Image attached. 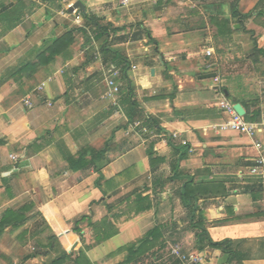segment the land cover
<instances>
[{"label": "crops", "instance_id": "0c3cea01", "mask_svg": "<svg viewBox=\"0 0 264 264\" xmlns=\"http://www.w3.org/2000/svg\"><path fill=\"white\" fill-rule=\"evenodd\" d=\"M15 2L0 0V10ZM59 3L63 10L79 4L76 15L94 16L118 30H109L108 54L92 40L96 50L85 68L88 47L78 33L66 53L0 87V264H46L71 248V231L83 216L89 220L80 225L82 264H181L170 255L175 240L188 241L186 251L202 256L203 264H264L263 196L246 175L257 152L249 137L220 129L227 116L218 107L224 100L240 104L250 122L264 120V0ZM25 4L18 27L2 34L0 26V63L34 61V48L74 28L93 38L95 28L83 15L69 23L72 13L61 15L56 0ZM120 57L127 59L134 101L164 132L142 121L137 122L153 135L133 131L123 112L102 98L111 73L120 76ZM209 74L216 77L202 78ZM117 82L125 84L119 77ZM29 95L32 109L24 104ZM169 138L187 146L178 169ZM257 138L264 142V131ZM105 148L103 178L93 166L70 169L68 158ZM183 176L192 177L191 189L202 198L210 237L230 239L239 258L208 246L199 250L183 210ZM156 228L159 242L132 257V247ZM54 235L58 243L50 250ZM34 241L42 257L31 252Z\"/></svg>", "mask_w": 264, "mask_h": 264}, {"label": "trees", "instance_id": "16d2710c", "mask_svg": "<svg viewBox=\"0 0 264 264\" xmlns=\"http://www.w3.org/2000/svg\"><path fill=\"white\" fill-rule=\"evenodd\" d=\"M44 1H51V0H44ZM57 8L63 10L62 5L59 3V0H56ZM27 9L25 4V0H16L13 5L5 6L0 10V26H2V34H5L16 27H18L21 22L22 18L24 17V12ZM232 9L234 10L235 16H237L238 10L236 8V2L232 3ZM70 14L72 12H69ZM86 20V24L88 26H92L95 28L93 38L89 34L86 29H71L66 32L63 36L59 38H50L45 40L40 47L34 48L32 51V56L34 57V61H28L26 63L19 64L17 67L13 69H8L1 75L0 77V87L5 85L10 80L14 79L24 71H31L35 67L39 65H47L56 57L63 55L66 53L69 48L74 44L76 40V36L78 33L83 34L84 36V46L88 47L86 50V61L80 68L87 67L93 60L94 52L96 48L93 46V41L100 45L101 52L104 54H108L111 51L107 48V40L109 38V30L117 31L118 28L114 27L111 23H106L102 19H98L96 17L88 16L81 13ZM103 21V23H102ZM250 33V32H249ZM252 34V33H250ZM253 35V34H252ZM257 48V47H256ZM264 54V52H262ZM122 64V70L119 76V80L124 82L125 84L121 86V102L119 103L118 107H115L116 110H120L128 119L129 124H133L137 121H142L143 125L147 126L150 129L156 130L158 133L164 132L161 128L160 121L145 112L137 103L134 101L133 89L131 86L130 79L126 75V71L128 68V63L123 59V57L119 58ZM179 116L183 114L178 113ZM245 119L247 121H251L250 113L247 112L245 115ZM261 119H258V121ZM169 146L173 149L174 153L177 157L176 159V169L179 168L180 162H182L187 156V146L178 147L176 146L172 139H168ZM153 147V144H152ZM183 150V151H182ZM186 150V151H185ZM148 155L152 156V151H148ZM87 156L91 158L88 160L86 159ZM69 167L73 171L80 170L87 166H93L94 170H96L100 174V179L103 178L102 170L108 165L109 161L107 159V148L102 150H89L82 154L79 158H68ZM183 181V189L181 191V198L183 202L184 208L187 210L189 218H190V228L195 232L196 244L199 247V250H203L205 247H210L213 249L222 250L225 254H230V259L239 258L240 253L234 250H231L232 241L230 239H226L223 241H214L207 229L205 228V218L203 214V208L199 205V201L201 198L197 196L192 191V177L183 176L180 177ZM99 184V180H98ZM97 184V185H98ZM253 186H257L253 183ZM89 220V217L83 216L79 220H76L74 223V227L71 233L75 236L73 240L72 246L69 250L61 251L57 256L46 262V264H66L70 262L71 264H82L81 263V245L83 243V235L82 229L80 225ZM21 224L20 221H17L14 227H19ZM7 223L4 221L2 222L1 226L5 227ZM44 226H47L46 221L43 223ZM161 237V231L159 228H156L150 231L146 238L140 241L139 247H132V257L133 256H140L142 251L154 247ZM105 237L103 240H105ZM51 247L50 250H53L55 245L58 243V237L52 236L50 238ZM42 253H35L34 257H42ZM45 254V253H44ZM47 256V253L44 255ZM30 258V257H28Z\"/></svg>", "mask_w": 264, "mask_h": 264}, {"label": "built area", "instance_id": "2783aa9c", "mask_svg": "<svg viewBox=\"0 0 264 264\" xmlns=\"http://www.w3.org/2000/svg\"><path fill=\"white\" fill-rule=\"evenodd\" d=\"M70 8V7H69ZM69 8L61 11V15L66 16L69 14ZM72 14H77L74 10ZM82 19L81 14L76 15L75 21L79 22ZM207 57H213L212 51H207ZM212 64L207 66V69H211ZM135 68V67H134ZM119 77L118 73H111V76L107 78V89L103 93L102 98L109 101L114 107L119 106V96L121 94V85L117 82ZM218 81V78H216ZM43 85L38 87V90H43ZM24 104L27 108L32 109L34 107L32 96L29 95L24 99ZM51 106V104H49ZM218 107L227 116V120L220 125L222 131H232L238 134L249 137L253 141V146L257 152V158L253 165L249 167L247 177H249L260 189L263 201H264V142L259 140L257 137L264 131V120L260 122H249L245 119V116L238 114L235 110L234 105L228 101L219 102ZM118 112H121L118 110ZM132 130H141L144 133L153 135L154 132H150L147 128H143L141 123L135 122L131 124ZM11 160L17 162V156L12 155ZM170 255L178 259L181 264H203L204 259L197 253L186 251L183 244H176L171 248Z\"/></svg>", "mask_w": 264, "mask_h": 264}, {"label": "rangeland", "instance_id": "374dc122", "mask_svg": "<svg viewBox=\"0 0 264 264\" xmlns=\"http://www.w3.org/2000/svg\"><path fill=\"white\" fill-rule=\"evenodd\" d=\"M69 18H70V22H69V20H68V22L69 23H72L71 22V20H75V14H72L71 16H68ZM59 18L60 19H62L63 20V18L61 17V16H59ZM82 20V19H81ZM80 20V21H81ZM73 24V23H72ZM74 26H76L75 24H74ZM19 65V64H18ZM17 65V63H15V64H11V62L10 63H0V72H2V71H4V72H2V75H4V73L6 72V70H8V69H13L14 67H17L18 66ZM7 68V69H6ZM6 69V70H5ZM121 85V84H120ZM101 101H102V99H101ZM202 199V198H201ZM209 199V198H208ZM208 199L206 198V199H204L205 201H208ZM211 199V198H210ZM183 210H184V213L187 215L188 214V212H187V210L183 207ZM41 226V225H40ZM186 226V225H185ZM32 239V238H31ZM37 241H41L42 243L43 242H47V240L45 239H42V240H37ZM20 242H22V244L24 245L25 244V246H27V244L26 243H24V241L23 240H21ZM176 242H178V243H176ZM174 243H176V244H183L186 248H189L190 246H189V244L190 243H188V241H186V240H175L174 241ZM175 244V245H176ZM30 250H31V252H33V253H36L37 251H38V248H37V246H36V242L34 241V244L33 245H30Z\"/></svg>", "mask_w": 264, "mask_h": 264}, {"label": "water", "instance_id": "95a60500", "mask_svg": "<svg viewBox=\"0 0 264 264\" xmlns=\"http://www.w3.org/2000/svg\"><path fill=\"white\" fill-rule=\"evenodd\" d=\"M78 8H79V4H75L74 6L69 8V12H73L74 10ZM152 73H154V70L152 71ZM215 77H216V74H209V75H204L202 78L206 79V78H215ZM234 108L238 112V114L242 116L246 115L245 109L240 104L235 105Z\"/></svg>", "mask_w": 264, "mask_h": 264}]
</instances>
